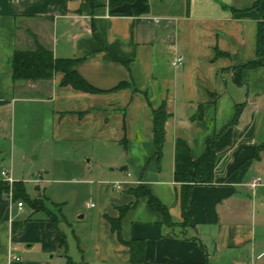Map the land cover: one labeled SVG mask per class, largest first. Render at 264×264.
Segmentation results:
<instances>
[{
    "label": "crops",
    "instance_id": "1",
    "mask_svg": "<svg viewBox=\"0 0 264 264\" xmlns=\"http://www.w3.org/2000/svg\"><path fill=\"white\" fill-rule=\"evenodd\" d=\"M256 2L136 0L115 11L108 0H0L1 165L7 162L9 174L23 182L13 161L16 151L25 158L40 156V146L50 143L107 147L112 168L93 187L98 210L89 219L79 216L90 253L73 231L88 264H131L130 248L106 216L118 217V207L135 201L129 189L137 185L151 190L175 223L167 226L163 215L149 207L148 197L125 214L122 238L145 240V264H264V154L254 157L264 143L259 120L264 67L244 69L245 84L235 82L233 70L256 56L263 18ZM260 8L264 13V0ZM37 43L56 57L81 59L78 72L100 92L62 85L61 72L49 79L14 80V52L33 50ZM179 56L184 62L174 66ZM163 103L169 117L159 160L153 111ZM241 104L237 123L230 125ZM223 129L214 181L193 185L195 227L183 228V183L175 179L177 140L187 141L198 158L207 140ZM258 176L261 182L251 187ZM117 181L121 189L113 186ZM40 183H35L38 188ZM31 197L43 198L59 216L58 228L47 212L26 201L19 207L23 199H10L0 187V264H66L65 244L75 260L62 229L72 222L52 210L60 211L63 202L41 192ZM27 205L45 215L27 216Z\"/></svg>",
    "mask_w": 264,
    "mask_h": 264
},
{
    "label": "trees",
    "instance_id": "2",
    "mask_svg": "<svg viewBox=\"0 0 264 264\" xmlns=\"http://www.w3.org/2000/svg\"><path fill=\"white\" fill-rule=\"evenodd\" d=\"M136 0H108V5L111 9L118 11L119 7L125 3H134ZM261 0H257L254 8L261 12L263 18L258 23L257 29V46L255 58L236 66L234 70V80L238 84H245L242 80V71L244 69H255L264 67V13L260 8ZM81 62L79 58H59L56 57L52 50L44 47L42 44L37 43L36 48L33 50H16L14 52L11 65L13 68L14 80H41L49 79L54 73L61 72L63 74L61 84L71 85L76 89L84 90L87 92H100L97 88L89 84L78 72L77 65ZM127 83H123L116 88H122ZM244 104L237 105V112L234 120L230 125L237 123ZM154 113V142L156 145L157 159L163 156V147L165 143V123L169 117L166 110V105L163 103L159 108L153 111ZM229 125V126H230ZM228 127V126H227ZM218 132L206 142V149L204 153L194 158L192 154V147L183 139L177 140L176 143V161H175V179L183 183L182 192V211L183 228L195 227L192 213L190 211L191 189L194 184H211L214 181V171L217 164V141L222 134ZM264 154V143L257 145L254 157H260ZM2 192L9 190V185L5 182L1 183ZM14 197L29 203L31 207L38 211L47 212L50 221L58 228L59 216L50 211L45 205V200L41 197H31L24 192L22 181L14 183ZM129 192L135 196V201L124 206L118 207L119 216L111 217L106 216L107 220L111 223L113 232H115L119 240L130 248L131 251V264H145V251L146 242L144 239L132 238L128 241L124 240L121 235V222L125 214L136 207L138 201L142 197H148L149 207L163 215L164 223L173 227V222L169 209L164 205L147 187L144 185H137L129 189ZM67 245L65 244V257L66 264H88L85 260L77 262L73 260L67 252ZM210 264V263H207Z\"/></svg>",
    "mask_w": 264,
    "mask_h": 264
},
{
    "label": "rangeland",
    "instance_id": "3",
    "mask_svg": "<svg viewBox=\"0 0 264 264\" xmlns=\"http://www.w3.org/2000/svg\"><path fill=\"white\" fill-rule=\"evenodd\" d=\"M262 100H259L261 104L263 103ZM259 120L264 124V110H261ZM40 147L41 155L38 157L36 156L38 152L24 158L20 152L16 151L13 158L15 168L18 176L24 182L27 194L33 196L41 192L56 201L63 202L60 211L53 207L52 210L57 213L62 212L72 222L71 227L62 224V229L67 237L69 254L77 261L82 260L80 247L90 253V241L87 240L88 236H84L85 233L81 230L83 219H80L79 216L85 214L89 219L98 210V202L93 194V187L94 184L103 180L102 176L112 168V165L108 164L110 160L104 153L107 147L96 146L92 149L91 146L73 142H59L54 145L50 143L47 147ZM91 159L93 160L92 163H88ZM6 163L1 165L0 162V170L3 168L6 170ZM87 166L93 167L91 172L85 170ZM38 172L42 175L39 188L34 183ZM26 213L27 216L32 217L45 215L43 212H34L28 205L26 206ZM74 229L81 234L82 243H79L80 247L73 235Z\"/></svg>",
    "mask_w": 264,
    "mask_h": 264
},
{
    "label": "built area",
    "instance_id": "4",
    "mask_svg": "<svg viewBox=\"0 0 264 264\" xmlns=\"http://www.w3.org/2000/svg\"><path fill=\"white\" fill-rule=\"evenodd\" d=\"M184 62V57L183 56H179L178 58H175L174 61H173V65L174 66H179L181 65L182 63ZM2 175H3V180L5 183H7L9 185V190L7 191H4L3 193L9 197L10 199H14V183L16 182V180L14 179V177H12L8 171L6 170H3L2 171ZM41 173L38 172L35 176V180L34 182L35 183H39L40 182V177H41ZM262 180V177L261 176H258L256 177L251 183V187L253 188H256L258 186V184L261 182ZM136 184H139V182H137ZM113 186L117 189H121L122 188V183L120 181H117L113 184ZM24 201H19L18 202V206L19 207H23L24 206Z\"/></svg>",
    "mask_w": 264,
    "mask_h": 264
}]
</instances>
